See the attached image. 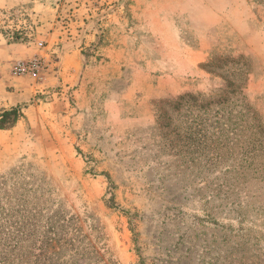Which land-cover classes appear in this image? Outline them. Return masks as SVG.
Instances as JSON below:
<instances>
[{"label": "rangeland", "instance_id": "1", "mask_svg": "<svg viewBox=\"0 0 264 264\" xmlns=\"http://www.w3.org/2000/svg\"><path fill=\"white\" fill-rule=\"evenodd\" d=\"M184 93L226 96L250 145L185 139L166 104ZM12 107L2 206L57 213L76 264H264V0H0Z\"/></svg>", "mask_w": 264, "mask_h": 264}, {"label": "trees", "instance_id": "2", "mask_svg": "<svg viewBox=\"0 0 264 264\" xmlns=\"http://www.w3.org/2000/svg\"><path fill=\"white\" fill-rule=\"evenodd\" d=\"M19 35L18 32H14L15 38ZM230 85L231 83H228V86ZM243 99L245 100L244 97ZM228 102V98L222 94L212 99V97L205 98L201 94L184 93L166 104L171 111L181 117V123L185 125V131H188L185 139L203 141L208 132L205 129L210 126L209 129L217 134L216 140L224 141L217 142L219 147L231 148L241 142H246L248 147L250 144L247 139L250 136L242 124L246 118L242 114L240 119L237 114L233 115L228 110ZM246 111L249 113L248 110ZM157 113L158 119L169 120V117H166L167 110L163 106L158 107ZM21 117L19 107L3 110L0 113V129L13 127ZM255 117L256 113L250 114V119L254 121L255 132L264 137L260 122L257 118L256 121ZM162 126H168V123L164 121ZM255 139L259 140L257 137ZM244 153L246 154V150ZM12 198L13 206L5 208L0 197V264H76L79 258L75 257V254L83 256L80 252L84 247L80 246V240H77L76 235L74 237L76 240H73L71 234L68 236L69 230L66 229V223L59 218V215L48 210L28 207V200L21 192L14 194ZM53 241L59 244V250L48 252V247ZM64 247H69L70 251H73L69 257L64 258Z\"/></svg>", "mask_w": 264, "mask_h": 264}, {"label": "built area", "instance_id": "3", "mask_svg": "<svg viewBox=\"0 0 264 264\" xmlns=\"http://www.w3.org/2000/svg\"><path fill=\"white\" fill-rule=\"evenodd\" d=\"M41 68V62L37 58L22 61L16 65V70L19 72H39Z\"/></svg>", "mask_w": 264, "mask_h": 264}]
</instances>
